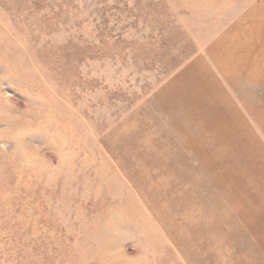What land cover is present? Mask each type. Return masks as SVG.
<instances>
[{
  "label": "rangeland",
  "instance_id": "374dc122",
  "mask_svg": "<svg viewBox=\"0 0 264 264\" xmlns=\"http://www.w3.org/2000/svg\"><path fill=\"white\" fill-rule=\"evenodd\" d=\"M147 139L190 175L204 139L264 210L232 156L264 150V0H0V264H198L140 212L146 170L122 158Z\"/></svg>",
  "mask_w": 264,
  "mask_h": 264
},
{
  "label": "bare ground",
  "instance_id": "6f19581e",
  "mask_svg": "<svg viewBox=\"0 0 264 264\" xmlns=\"http://www.w3.org/2000/svg\"><path fill=\"white\" fill-rule=\"evenodd\" d=\"M226 124L228 121L224 120L223 125ZM225 133L218 127L214 136L211 133L206 138H209L210 142L222 138L221 136ZM253 137L247 135L243 138L249 140ZM204 139H195V141L187 143L186 146L188 148L185 155H190L192 150L194 157L204 155L205 159L208 158L205 165L209 168L193 175L183 173L175 167L180 163L179 158H181L180 155H183L182 150L174 146L164 147L163 143L149 139L144 144L143 152L138 153L134 150V154L128 155H134L135 158H122L128 173L127 164L129 162L133 165L139 162V165L146 170V173H142L140 178H137L147 181V187L145 191H142V196L149 201L150 209H148L151 211L147 212L142 203L137 200L140 205H138L139 209L141 207L140 212L142 210L145 217L151 220L153 213L162 230L178 247H191L195 255L194 260L195 262L197 260L198 264H264V210L260 209L263 195L260 193L252 195L251 193L252 196L243 195L242 200L233 201L232 199L236 196L235 190L238 188L236 183L244 180V177L240 179L233 174L232 182L227 186L224 176L220 174L219 164L214 163L216 161L214 158L210 161L212 152L219 155L221 153H218L216 149H210V151L202 148L200 144H196ZM248 142L256 144V150H252L250 145L244 146L241 143L242 146H240L239 142H236L237 144L234 145L236 153L232 152V156H240L245 159L247 169H251L253 178L264 183V162L262 159L264 150L257 142L252 140ZM206 146L203 144V147ZM208 151L210 154L207 155ZM168 155L171 156V159H175L174 163H171ZM231 159L232 157L223 163L233 169ZM260 170L261 173H259ZM236 174L238 175V173ZM213 175L212 181H206L209 185H204L201 178L206 176L211 178ZM132 179L136 187L139 188L140 185L133 176ZM227 189L230 190L229 193H227ZM203 193L209 194L210 201L208 199L203 201ZM245 200L257 211L249 210L245 206ZM152 221V225L156 226L155 221ZM231 239L234 241L230 242Z\"/></svg>",
  "mask_w": 264,
  "mask_h": 264
}]
</instances>
